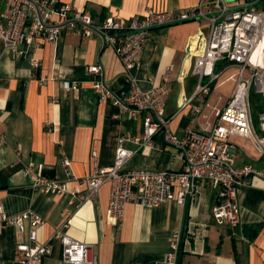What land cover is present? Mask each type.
<instances>
[{
  "label": "crops",
  "instance_id": "1",
  "mask_svg": "<svg viewBox=\"0 0 264 264\" xmlns=\"http://www.w3.org/2000/svg\"><path fill=\"white\" fill-rule=\"evenodd\" d=\"M94 13V24L101 15L123 19L144 15L151 7L157 11L179 9L200 0H60ZM208 20L193 18L156 27L142 55L141 67L128 72L115 48L95 28L91 35L80 33L82 25L66 24L57 42L40 46L22 44V55L4 51L0 57V264H20L17 245L30 240V223L14 225L3 219L28 210L42 215L37 242L46 243L66 221L73 220L67 232L91 245L98 264H169L172 233L184 228L177 264H264V179L250 176L239 187L241 218L237 225L219 224L212 216L215 190L203 183L185 205L169 201L158 206L130 203L123 220L113 224L108 214L110 184L86 198L87 184L67 180L68 170L80 179L96 164L114 163L118 140L127 134H143V118L131 115L125 99L136 85L148 89L165 79L173 84L166 105L168 130L184 137L191 128L200 129L213 119V107L223 106L214 96L205 97L201 113L193 100L197 78L192 74L194 55L202 49L208 33ZM104 34V33H103ZM106 43V44H105ZM38 61L34 66L33 61ZM100 65V73L88 71ZM136 80V82H135ZM105 84L110 97L102 99L94 88ZM77 83L78 88L65 87ZM222 87V86H221ZM220 96V95H219ZM209 104V105H207ZM127 106V107H125ZM153 146L126 142L134 151L125 169H180L177 146L167 143L162 131L153 137ZM96 151L97 155H93ZM256 149L239 150L237 165L251 163L264 176L263 162ZM32 166L35 175L66 180L71 190L80 187L72 199L34 187L35 175L25 174ZM72 202V203H71ZM189 231V232H188ZM54 252L39 264H68L54 241Z\"/></svg>",
  "mask_w": 264,
  "mask_h": 264
},
{
  "label": "built area",
  "instance_id": "2",
  "mask_svg": "<svg viewBox=\"0 0 264 264\" xmlns=\"http://www.w3.org/2000/svg\"><path fill=\"white\" fill-rule=\"evenodd\" d=\"M90 10L78 8L70 2L60 0H0V57L9 51L18 57L23 54L22 44L40 46L46 42H57L66 24L82 25L80 33L91 35L93 28L107 36L115 48L126 71L141 67V55L156 27L171 25L193 18L208 20V33L203 47L194 55L192 74L197 83L192 96L185 97L183 105L197 100L196 113L202 112L205 97L228 81L233 88L223 106L213 107L214 119H207L200 129L191 128L184 137L168 130L166 105L173 84L165 79L160 85L144 89L138 85L125 99L132 117L144 112L143 134L123 135L118 140L115 160L112 165H95L93 171L80 179L68 170L71 161L63 160L67 168V180L87 184L86 198L94 197L99 188L110 184L108 214L113 224L120 223L128 204L158 206L175 201L188 203L206 183L215 190L212 216L219 224L237 225L241 218L239 187L250 176L262 173L251 163L237 165L239 145L232 137L249 139L259 154L264 155V0H200L198 4L184 8L157 11L148 7L144 15L128 20L118 15H107L98 25L94 24ZM38 66V61H33ZM220 66V72L215 69ZM102 66L92 65L88 71L100 73ZM234 69L225 80L220 77ZM209 77V81L205 79ZM136 82V80H135ZM65 87L77 89V83H65ZM94 88L101 98L110 97V92L101 81ZM252 91L258 96L252 101ZM223 95L219 96L222 99ZM209 105V104H207ZM127 107V106H125ZM259 107V110H258ZM258 112V126L255 114ZM162 131L167 143L177 146L176 157L181 159L180 169H125L126 161L134 151L125 146L134 142L140 146H153V137ZM3 142H0L2 145ZM96 156V151H93ZM25 174H36L32 166ZM34 187L55 194H68L73 199L80 187H67L66 180H49L35 175ZM72 203V202H71ZM66 221L46 243L37 242L38 228L44 219L39 213L28 210L3 219L11 224L30 223L29 242L17 245L20 264H39L54 252V241L62 249V260L68 264H98L94 248L68 234L73 213L69 211ZM189 232V231H188ZM184 228L172 233L169 264H177L181 252Z\"/></svg>",
  "mask_w": 264,
  "mask_h": 264
},
{
  "label": "rangeland",
  "instance_id": "3",
  "mask_svg": "<svg viewBox=\"0 0 264 264\" xmlns=\"http://www.w3.org/2000/svg\"><path fill=\"white\" fill-rule=\"evenodd\" d=\"M215 72H216V73H219V72H220V66H219V65L216 67ZM233 72H234V69H230L229 71L225 72V73L220 77V79H219L218 82H220V81H222V80H225V79H226L231 73H233ZM207 81H209V77H207V78L205 79V82H207ZM232 88H233V82H232V81H228V82H226L225 84H223L222 87L220 86V88H218V89H216V90L214 89V90H215V92H214V96H215L216 98H218V102H219V103H217V104H218L219 106L222 105L223 99L229 97V95H230V93H231V91H232V90H231ZM214 90H213V91H214ZM213 91H212L208 96H211V94L213 93ZM219 95H223L221 100L219 99ZM252 101L255 102L256 104H257L258 101H259L258 96L255 95L253 91H252ZM258 110H259V107H258ZM256 115H257V116H256ZM256 115H255V122H256V124H257V126H258V112L256 113ZM213 119H214V117H213ZM213 119H211V120H213ZM232 141H233L234 143H236L237 145H239V150H242L243 147L252 148V146H253V145H252V142H251L249 139H245V138H241V137H232ZM256 153H258V152H256ZM258 154H259V153H258ZM259 158H260V160L263 162V166H264V155L259 154Z\"/></svg>",
  "mask_w": 264,
  "mask_h": 264
},
{
  "label": "water",
  "instance_id": "4",
  "mask_svg": "<svg viewBox=\"0 0 264 264\" xmlns=\"http://www.w3.org/2000/svg\"><path fill=\"white\" fill-rule=\"evenodd\" d=\"M100 33H102V32H100ZM102 35H103V37H104V40L106 41V40H107V36H106L105 34H103V33H102ZM106 42H107V41H106ZM105 44H106V43H105ZM258 176H260L261 178L264 179V176H263V175H260V174H259Z\"/></svg>",
  "mask_w": 264,
  "mask_h": 264
},
{
  "label": "trees",
  "instance_id": "5",
  "mask_svg": "<svg viewBox=\"0 0 264 264\" xmlns=\"http://www.w3.org/2000/svg\"><path fill=\"white\" fill-rule=\"evenodd\" d=\"M94 13H92L91 15H93ZM93 17H94V15H93ZM106 18V15H104V14H102L101 15V22L104 20ZM256 115V114H255ZM257 116V115H256Z\"/></svg>",
  "mask_w": 264,
  "mask_h": 264
}]
</instances>
